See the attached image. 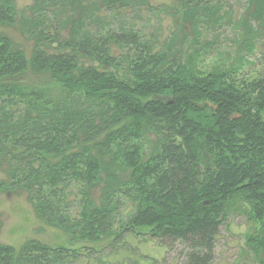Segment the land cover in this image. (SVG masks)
Here are the masks:
<instances>
[{
	"label": "trees",
	"instance_id": "obj_1",
	"mask_svg": "<svg viewBox=\"0 0 264 264\" xmlns=\"http://www.w3.org/2000/svg\"><path fill=\"white\" fill-rule=\"evenodd\" d=\"M223 1L172 0L161 39L136 25L148 0H0V195H25L65 236L0 241V264H109L130 237L212 264L233 216L249 225L242 251L264 264V73L198 64L201 29L230 16ZM247 5L236 26L250 54L264 0ZM145 257L133 264H155Z\"/></svg>",
	"mask_w": 264,
	"mask_h": 264
},
{
	"label": "rangeland",
	"instance_id": "obj_2",
	"mask_svg": "<svg viewBox=\"0 0 264 264\" xmlns=\"http://www.w3.org/2000/svg\"><path fill=\"white\" fill-rule=\"evenodd\" d=\"M15 1L19 10H26L33 2V0ZM148 1L155 10L144 13L142 15L144 20L138 19L136 25L147 26L148 34H156L161 39H165L172 29V19L163 11V7L170 6L172 0ZM223 3L224 8L221 14L230 12V16L215 26L211 25L214 27L209 28L210 26L207 25V29L205 27L201 29L197 49L202 56L198 57V64L202 70L204 68L210 70L215 66H234V69H239L237 76L240 79L253 80L264 73V35L258 37L252 53L248 54L246 50L238 52L242 43V30L236 26L237 19L245 13L248 6L247 0H224ZM1 30L30 53V43L18 31L10 28ZM239 54L246 56L241 63L235 61ZM122 200L119 202L120 211L124 212L129 203ZM0 220L3 223L0 241L8 245L20 247L28 239H37L51 245H60L65 241L62 232L42 225L25 195H0ZM40 227L45 230L39 232ZM248 231L249 225L242 216L231 217L226 226L220 229L215 242L212 264H255L252 257L245 255L242 251L244 236ZM188 252V247L181 242L169 243L168 247L160 248L150 243L140 244L138 240L130 237L127 245L117 255L107 252L102 256V260L109 264H133L134 261H139L146 255L155 264H187ZM94 259L91 258L88 261L83 257L75 264H94Z\"/></svg>",
	"mask_w": 264,
	"mask_h": 264
}]
</instances>
